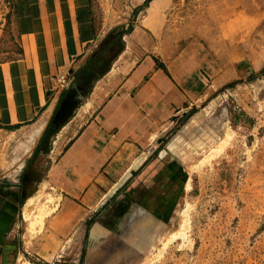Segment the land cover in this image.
Returning <instances> with one entry per match:
<instances>
[{"label":"crops","instance_id":"0c3cea01","mask_svg":"<svg viewBox=\"0 0 264 264\" xmlns=\"http://www.w3.org/2000/svg\"><path fill=\"white\" fill-rule=\"evenodd\" d=\"M231 1L256 24L258 0ZM180 2L129 0L144 28L134 23L111 62L99 72L88 66L62 94L50 92V79L77 71L81 64L74 68L73 59L96 38L88 0H17L20 57L0 63V251L13 249L15 218L26 223L23 207L45 188L57 205L43 219L42 234L23 224L18 239L46 263L72 248V239L82 243L86 233L119 221L130 205L128 187L151 165L161 139L192 118L208 93L247 71L239 60L244 42L254 39L247 28L222 35L218 20V36L212 26L184 39L185 23L176 30L168 28L170 20L153 27L154 16L179 9ZM55 137L39 182L31 181L34 194L23 195L32 159ZM90 217L95 221L87 228Z\"/></svg>","mask_w":264,"mask_h":264},{"label":"rangeland","instance_id":"374dc122","mask_svg":"<svg viewBox=\"0 0 264 264\" xmlns=\"http://www.w3.org/2000/svg\"><path fill=\"white\" fill-rule=\"evenodd\" d=\"M257 3L260 9L253 25L231 0H181L179 9L150 20L157 23L154 28L170 20L173 25L167 27L172 30L185 23L184 39L202 28L218 27V20L222 35L247 28L254 39L239 51L247 71L208 93L192 118L176 124L161 139L151 165L128 187L130 205L119 221L86 233L82 243L72 239L68 245L73 242L72 248L46 263L39 251L22 249L18 236L27 223L21 224L17 215L9 237L13 249L0 251V264H264V0ZM88 4L97 39L73 59V67L81 64L77 71L50 79L51 93L63 94L88 66L101 71L122 49V35L134 23L144 28L142 14L131 9L129 0ZM16 8L17 0H0V63L20 57ZM94 48L99 57L88 59ZM165 50L172 52L169 44ZM60 78L68 79L67 86H60ZM67 139L61 138L57 146ZM47 141L26 172L29 182L23 195L34 194L31 181L39 182L48 146L57 140ZM43 192L37 194L36 206L50 215L57 200L48 189ZM94 221L90 217L85 226Z\"/></svg>","mask_w":264,"mask_h":264},{"label":"bare ground","instance_id":"6f19581e","mask_svg":"<svg viewBox=\"0 0 264 264\" xmlns=\"http://www.w3.org/2000/svg\"><path fill=\"white\" fill-rule=\"evenodd\" d=\"M39 198H40L39 196L30 198L29 200H27L25 206L22 209L23 220L27 223L28 225L27 228L30 232L34 231L37 227L39 230L42 226L43 219L49 215L48 209L46 211L44 207H41V210H40L36 206V203L38 202ZM49 201H51V198H49ZM27 264H30V263H27Z\"/></svg>","mask_w":264,"mask_h":264},{"label":"built area","instance_id":"2783aa9c","mask_svg":"<svg viewBox=\"0 0 264 264\" xmlns=\"http://www.w3.org/2000/svg\"><path fill=\"white\" fill-rule=\"evenodd\" d=\"M58 81H59L61 87L67 86V83H68L67 78H60V80H58Z\"/></svg>","mask_w":264,"mask_h":264}]
</instances>
